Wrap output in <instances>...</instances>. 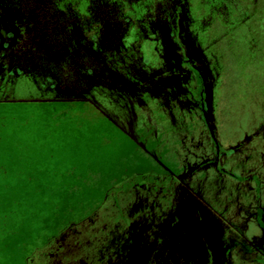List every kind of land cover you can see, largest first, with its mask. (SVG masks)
<instances>
[{"label": "flooded vegetation", "instance_id": "flooded-vegetation-1", "mask_svg": "<svg viewBox=\"0 0 264 264\" xmlns=\"http://www.w3.org/2000/svg\"><path fill=\"white\" fill-rule=\"evenodd\" d=\"M254 8L255 0H0V99L39 91L90 103L124 130L199 129L200 160L176 172L158 165L109 190L74 264H264V205L251 184L264 192V120L221 142L215 115L217 38L247 27ZM242 151L250 153L240 160ZM253 158L255 173L229 168Z\"/></svg>", "mask_w": 264, "mask_h": 264}, {"label": "rangeland", "instance_id": "rangeland-1", "mask_svg": "<svg viewBox=\"0 0 264 264\" xmlns=\"http://www.w3.org/2000/svg\"><path fill=\"white\" fill-rule=\"evenodd\" d=\"M255 8L249 25L235 32L240 41L235 34L216 37L221 142L241 139L264 120V0ZM198 130L181 137L153 123L124 130L90 103L39 91L0 99V264L77 262L89 250L82 240L98 227L93 213L109 190L158 172V165L176 172L173 166L200 160ZM256 159L235 168L230 161L229 168L255 173ZM251 184L264 205L257 179Z\"/></svg>", "mask_w": 264, "mask_h": 264}]
</instances>
